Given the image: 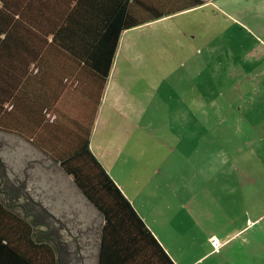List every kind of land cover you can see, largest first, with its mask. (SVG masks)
<instances>
[{
    "label": "rangeland",
    "instance_id": "374dc122",
    "mask_svg": "<svg viewBox=\"0 0 264 264\" xmlns=\"http://www.w3.org/2000/svg\"><path fill=\"white\" fill-rule=\"evenodd\" d=\"M91 147L129 194L125 184L133 172L151 182L147 192L164 186L171 202L175 189L187 203L217 213L222 202L220 208L239 214L244 205L229 191L206 194L205 176L223 175L230 161L224 173L260 177L256 185L264 192V0H207L125 30ZM0 158L9 183L60 220L51 227L69 250L68 262H78V240L86 264H94L100 215L69 176L29 143L2 132ZM178 177H191V196L178 187ZM16 200L21 212L33 208L27 196Z\"/></svg>",
    "mask_w": 264,
    "mask_h": 264
},
{
    "label": "trees",
    "instance_id": "16d2710c",
    "mask_svg": "<svg viewBox=\"0 0 264 264\" xmlns=\"http://www.w3.org/2000/svg\"><path fill=\"white\" fill-rule=\"evenodd\" d=\"M53 1L54 8L71 3ZM206 1L74 0L72 14L62 24V8L44 22L32 19L29 0H0V131L17 135L55 162L97 210V264H143L150 255L163 260L161 264L174 263L89 148L97 101L88 112L77 102L63 101L62 90L70 92L72 87L59 76L66 70L72 76L69 69L79 65L91 75L98 73L103 92L124 30ZM20 77L26 79L25 89L14 95ZM5 187L13 190L7 181ZM7 190L5 198L0 194V264H67L65 248L49 224L60 221L58 217L40 202L36 205L41 213L30 214L26 207L22 213L14 211ZM36 254H41L38 260Z\"/></svg>",
    "mask_w": 264,
    "mask_h": 264
},
{
    "label": "crops",
    "instance_id": "0c3cea01",
    "mask_svg": "<svg viewBox=\"0 0 264 264\" xmlns=\"http://www.w3.org/2000/svg\"><path fill=\"white\" fill-rule=\"evenodd\" d=\"M29 2L33 7L31 12L33 15L31 14V17L33 20L38 21H47V17H54L55 14L62 8V24L65 23L67 17L72 14L71 12L73 11L75 4L74 0H71L69 5H63L62 2L61 5H58L54 8L53 0H29ZM44 6H47L48 8H43ZM16 17L17 15L15 18ZM102 29L104 31L105 28L103 27ZM123 32L121 34V38ZM45 37L47 41H50L52 34L47 32L45 33ZM121 38L117 43L115 55L103 92H101L100 89V79L98 77V73L91 71L93 74H95L91 75L88 71L82 70V67H79V65L75 70L69 69V72H74L72 76H70V73L68 74V70H66V73H61L59 76L63 83L67 82L66 85L72 87L70 92L66 91V89L62 90L60 97L62 96L63 101L68 100L73 103L77 102L79 103L80 109L87 112L94 108V105L97 101L98 105L96 108V115L92 123L91 134L89 137V148L95 156L96 154L91 147L92 136H94L96 126L99 121L100 108L106 92L109 77L115 64ZM46 56L47 57L45 58H48V60L52 62V58L48 57V55ZM33 64V62L30 63V69ZM82 65L84 64L81 62L80 66ZM50 75V80H52L53 75ZM21 77L19 79H21ZM23 78H25V76H23ZM65 79H67V81ZM25 80L26 79H21L17 83V86L14 88V95H17V92L18 94H21L23 89H25L23 87ZM75 85H77V88L73 89V86ZM29 94L31 95L30 92ZM81 117L82 116L80 115V118ZM0 132L6 133L3 131ZM14 136L18 137L17 135ZM2 162L4 163V161ZM162 164L163 162L160 164V166ZM223 165V167H225V170L222 167L223 175L209 177L205 176L207 189L209 191V193L206 191V194H211V192L214 191V194H220L221 196H224L225 193L229 191L230 197L233 196L238 198L236 204L242 203L244 205L243 210L240 211L239 214H236V210H233L232 213L229 214V211L220 208L219 203L223 205L222 202L216 203L217 213H215L210 208H204L203 204L195 205L192 200L187 203V200L182 195L180 196L179 192H177L179 190L176 191L175 189L173 195L174 202H171L170 198L165 197V193L162 192V188H164V186L157 188L154 190V192H147V187L151 182H149V180L145 181L141 175L133 174V172L130 173L133 175V180L131 182L128 181L125 184L126 187L131 189V193L129 194L126 190L127 188L125 189L124 186L121 185L102 164L109 176L130 201L137 214L145 223L146 227L150 230L174 264H264V207H261V198H264V192H261L262 187L260 185H256V182L259 183L261 178L249 177L247 181L241 180V178L244 177L231 174V172L224 173V171H229V168L232 166L230 161H226V163H223ZM160 166L154 167V169L158 170ZM145 167L146 169L149 168L147 165H145ZM69 178L72 181L70 176ZM178 178L179 179H176V182H178V187L182 186L186 191H190L188 194L191 196V192H195L194 186L191 182V177L188 180H181V177ZM4 180L5 185L7 181L8 186L13 189L12 191H10V189L7 190L5 185L3 186ZM0 181L2 183H0V189L2 190L0 193L1 197L5 198V190L10 191V193L13 195L12 199L15 205L13 206L14 211L22 213L19 208L20 202H17L16 200L17 198H21L22 195L27 196L34 204L33 208L26 207L30 210V214L32 212L37 213L38 210H41L39 206L36 205L38 201L29 195V193H27L22 186H14V183H9L11 182V177L7 176V178H5V172L0 173ZM213 182L215 184H213ZM231 182L236 183L238 190L235 188H230L232 184ZM15 187L17 192H15ZM252 188L253 192H251ZM245 198H248L249 201L252 198V201L248 204V202L244 200ZM217 199L218 198H216V200ZM217 201H221V198H219ZM41 206L44 207L47 212L54 214L53 212L49 211L45 205L41 204ZM147 215L150 217L152 222L148 220ZM49 224L51 226L52 223L50 222ZM43 228H45L47 232L49 228L48 224H45V227ZM212 239L215 241V244L211 242ZM46 242L52 244L50 239H47ZM77 242H75L76 248L73 249V252L76 261L78 262L74 264H86L85 250L82 248L78 240ZM93 254L95 256L94 264H97L98 242H96L95 251H93ZM40 255L41 254H36L35 256H31H33L35 260H38ZM45 256L47 257V254H45ZM63 257L67 259L66 263L70 264L68 262V249H65V254L63 253ZM148 258L149 259L147 262L145 261L143 264H161V261L164 262L163 260H158L156 257L151 255L148 256Z\"/></svg>",
    "mask_w": 264,
    "mask_h": 264
},
{
    "label": "built area",
    "instance_id": "2783aa9c",
    "mask_svg": "<svg viewBox=\"0 0 264 264\" xmlns=\"http://www.w3.org/2000/svg\"><path fill=\"white\" fill-rule=\"evenodd\" d=\"M211 242H212L213 244H215V241H214L213 239L211 240Z\"/></svg>",
    "mask_w": 264,
    "mask_h": 264
}]
</instances>
